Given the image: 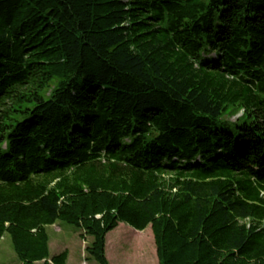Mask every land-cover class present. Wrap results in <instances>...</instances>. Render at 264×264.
<instances>
[{
	"label": "trees",
	"instance_id": "obj_1",
	"mask_svg": "<svg viewBox=\"0 0 264 264\" xmlns=\"http://www.w3.org/2000/svg\"><path fill=\"white\" fill-rule=\"evenodd\" d=\"M57 220L264 264V0H0V239L66 264Z\"/></svg>",
	"mask_w": 264,
	"mask_h": 264
},
{
	"label": "rangeland",
	"instance_id": "obj_2",
	"mask_svg": "<svg viewBox=\"0 0 264 264\" xmlns=\"http://www.w3.org/2000/svg\"><path fill=\"white\" fill-rule=\"evenodd\" d=\"M46 231L50 256L68 250L66 264H98L87 256L84 250L90 237L86 236L85 240H82L75 226L57 220L54 224L46 226ZM134 232L138 234L133 236ZM141 238L145 240H140ZM0 245L4 247L0 253V264H21L12 249L8 234L5 233V239ZM105 254L109 264H157L150 226L136 230L124 222H119L106 234Z\"/></svg>",
	"mask_w": 264,
	"mask_h": 264
},
{
	"label": "crops",
	"instance_id": "obj_3",
	"mask_svg": "<svg viewBox=\"0 0 264 264\" xmlns=\"http://www.w3.org/2000/svg\"><path fill=\"white\" fill-rule=\"evenodd\" d=\"M5 239V234L1 237V239H0V242L2 241V240H4ZM49 244V243H48ZM4 249V247H2L1 245H0V253H2V250ZM68 255H69V252H68V250H67V258H68ZM36 263H40V262H36Z\"/></svg>",
	"mask_w": 264,
	"mask_h": 264
}]
</instances>
